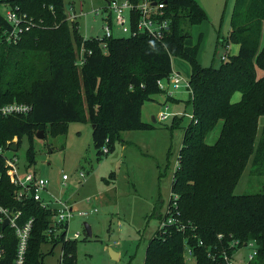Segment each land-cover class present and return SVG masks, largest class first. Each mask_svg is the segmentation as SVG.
<instances>
[{
    "label": "trees",
    "instance_id": "obj_1",
    "mask_svg": "<svg viewBox=\"0 0 264 264\" xmlns=\"http://www.w3.org/2000/svg\"><path fill=\"white\" fill-rule=\"evenodd\" d=\"M160 1L171 20L165 39L113 37L103 41L105 51L102 42L81 35L78 21H68L64 0L0 1L36 23L17 44L0 46V105L32 106L27 115L0 116V149L17 138L19 150L27 137L30 168L36 163L34 137L39 132L63 135L69 123L87 121L95 126L98 156L109 155L124 132L154 128L143 121V106L163 93L158 81L169 78L173 58H181L191 68L187 103L193 118L184 128L169 212L161 222L174 216L177 223L159 227L144 264H186V247L196 264H227L225 255L232 258L249 243L257 254L247 264H264V192H234L251 158L255 174L264 176V129L258 138L264 116V0H236L226 44L238 45L239 52L219 67L202 66L200 44L191 41L189 27L209 20L198 0ZM82 48L85 60L78 65ZM236 93L241 99L233 102ZM174 119L178 122L173 120L172 129L180 128L183 118ZM220 122L219 137L209 145L206 139ZM0 204L21 212L20 224L34 219L25 264H46L43 246L50 242L46 232L56 210L33 198H15L2 154ZM52 243L62 245L61 264H77V241H66L63 232ZM4 248L0 264H13L17 238L11 228L4 231Z\"/></svg>",
    "mask_w": 264,
    "mask_h": 264
},
{
    "label": "rangeland",
    "instance_id": "obj_2",
    "mask_svg": "<svg viewBox=\"0 0 264 264\" xmlns=\"http://www.w3.org/2000/svg\"><path fill=\"white\" fill-rule=\"evenodd\" d=\"M64 3L69 17L74 11L78 15L80 33L85 39L105 34L106 19L110 14L106 0H64ZM211 22L214 26L208 21L191 26L188 31L192 43L200 44L199 63L204 67H219L221 56L226 51L228 24L220 27V11ZM113 32L115 36H121L117 29L113 28ZM229 46L230 57L236 56L239 46L232 43ZM172 66L185 80H190L188 62L174 57ZM174 94L186 100L185 103L172 105L180 103L178 98L173 102V98L166 97L164 102V95H156V101L146 102L142 109L143 121L154 128L124 132L116 141L114 152L107 156H98L93 142V125L87 121L69 123L63 135L52 136L48 131L44 133V138L35 136L36 163L30 168H27L30 146L27 137H24L18 151L3 152L8 158L16 156L22 167L48 180V191L43 193L45 202L55 196L71 202L79 211L90 212L87 217L76 214L69 224V237L80 233L77 264H144L148 244L167 213L172 196V179L183 146L184 128L193 112L192 106L187 103L190 96L185 89ZM233 99L240 101L241 94H235ZM166 105L170 113L180 114L176 118H183L180 128L172 129L173 115L163 122L157 120ZM175 122H178L177 119ZM221 129L222 122L206 139L209 145L216 143ZM263 129L264 116L259 120L258 138ZM252 162L253 158L235 187V195L264 192V176L255 174ZM81 173L84 177L80 176ZM64 175L69 179L63 180ZM88 198H92L90 202H87ZM85 223L92 227L91 237L85 230ZM110 249L120 257L112 258ZM252 250L246 247L240 249L236 253L235 264H246ZM43 251L46 264H61V244L53 246L52 242H48ZM185 259L186 264H196L189 253Z\"/></svg>",
    "mask_w": 264,
    "mask_h": 264
},
{
    "label": "built area",
    "instance_id": "obj_3",
    "mask_svg": "<svg viewBox=\"0 0 264 264\" xmlns=\"http://www.w3.org/2000/svg\"><path fill=\"white\" fill-rule=\"evenodd\" d=\"M74 10V6H72ZM107 9L110 10V14L106 19L105 34L103 36L93 37L102 42L103 50L105 51L106 44L103 41L106 39L125 38V37H137L139 35H147L156 40H163L169 34L171 29V20L167 16L165 3L160 0H108ZM0 19L6 22L9 26L5 27L0 21V46L3 44L14 45L17 44L23 35L31 30L35 26V22L26 13L19 10L18 7H12L8 3L0 4ZM78 15L74 11L71 17L68 16L69 22H76ZM113 28L121 32V36L114 35ZM226 51L221 56V61L225 62L230 58L229 44H225ZM91 52H89L90 54ZM85 49H81L77 64L82 65L84 63ZM158 86L168 98H173L176 92H180L182 89L189 94L192 93L189 81L185 80L180 73L172 71L169 78L158 81ZM32 106L28 104L13 102L5 105H0V116L11 117L19 115H27L31 112ZM179 116L180 114H174L169 112V107L166 105L165 110L161 111L157 120L163 122L169 117ZM193 118V113L190 115V120ZM17 144V138L8 143L7 149H0V154L3 152L14 151L12 148ZM18 151V150H17ZM16 152V151H14ZM103 153H108V148H103ZM5 166L7 169V175L10 179V183L15 188V198L18 201H24L29 198H33L35 201L40 202L41 206L45 209L56 210V214L52 217L49 228L46 232L49 237V241L56 240L61 233L64 232L66 241H77L80 238V233H74L73 237L68 236L69 224L78 214L82 217L90 215L88 211H79L74 208L73 205L68 204L60 198L53 197L48 202H45L43 193L48 191V180L39 177L35 172H30L27 168H24L20 164V160L13 156L12 158L5 157ZM84 177V174H80ZM68 176L64 175L63 180H68ZM92 198H88L87 202H90ZM169 212V206L167 213ZM166 215V214H165ZM21 212L11 210L0 204V259L5 255L4 248V231L7 228L14 230L17 238L16 257L13 264H25L26 254L28 249L29 238L34 224V219L20 224L18 222ZM165 217V216H164ZM8 220L9 224L4 228L5 221ZM177 220L174 216H170L166 221L161 223L160 227L166 224H175ZM238 242H236L237 244ZM246 248H252V252L248 255V262L251 261L257 254L254 243H249ZM193 256L189 247H186L185 255ZM236 254L229 258L225 255V261L227 264H235ZM247 262V263H248ZM246 263V264H247Z\"/></svg>",
    "mask_w": 264,
    "mask_h": 264
},
{
    "label": "crops",
    "instance_id": "obj_4",
    "mask_svg": "<svg viewBox=\"0 0 264 264\" xmlns=\"http://www.w3.org/2000/svg\"><path fill=\"white\" fill-rule=\"evenodd\" d=\"M106 1H108V0H106ZM198 2L204 8V10L207 12L208 17H209L208 21L213 26H214V24H212L211 19L212 18L213 19L216 18L218 13H219V11H220L221 23H219V25H220V27H223L224 25L228 24V35H229V33L231 31L232 12H233V8H234L236 0H198ZM208 21H206V22H208ZM258 76L259 77L263 76V72L261 70H258ZM160 95H164V94H160ZM155 97L156 96L153 97L152 101H156ZM164 97H165V99H164V102H165V101H167L166 95H164ZM176 98H178V101H180V103H175V104L173 103L172 105H177L178 106V105H180L182 103H185V101H186V100L182 99V97L179 98L178 95H175L173 97L172 101L174 102L175 101L174 99H176ZM233 102H235L234 99H233ZM152 118H155V117L153 116ZM65 202H67L68 204L73 205L71 202L69 203V201H65ZM118 255L120 257V254H118Z\"/></svg>",
    "mask_w": 264,
    "mask_h": 264
},
{
    "label": "water",
    "instance_id": "obj_5",
    "mask_svg": "<svg viewBox=\"0 0 264 264\" xmlns=\"http://www.w3.org/2000/svg\"><path fill=\"white\" fill-rule=\"evenodd\" d=\"M107 2H108V1H107ZM153 121L156 122V119L153 118ZM94 127H95V126L93 125V128H94ZM36 136H37V138H44V132L41 131V132H39ZM12 149H13L14 151H17V150H18V146H17V144H15V145L13 146ZM8 224H9V221L6 220V221H5V224H4V228H6V227L8 226ZM85 230H86V232H87V234H88L89 237H91V236L93 235L92 227H91L88 223H85ZM110 253H111L112 258H114V259H118V257H119L118 253H116V252L113 251L112 249H110Z\"/></svg>",
    "mask_w": 264,
    "mask_h": 264
}]
</instances>
